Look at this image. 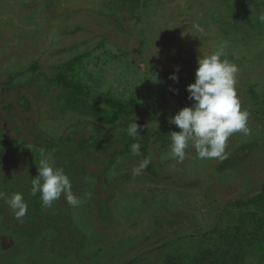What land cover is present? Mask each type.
<instances>
[{
  "label": "rangeland",
  "instance_id": "374dc122",
  "mask_svg": "<svg viewBox=\"0 0 264 264\" xmlns=\"http://www.w3.org/2000/svg\"><path fill=\"white\" fill-rule=\"evenodd\" d=\"M262 14L264 0H0V264H187L240 218L257 235L244 264H264V200L244 206L264 189ZM214 52L238 69L251 133L226 159L190 146L181 161L169 120ZM135 120L146 142L128 135ZM41 151L78 206L30 195Z\"/></svg>",
  "mask_w": 264,
  "mask_h": 264
},
{
  "label": "clouds",
  "instance_id": "9594fccd",
  "mask_svg": "<svg viewBox=\"0 0 264 264\" xmlns=\"http://www.w3.org/2000/svg\"><path fill=\"white\" fill-rule=\"evenodd\" d=\"M264 22V14L259 17ZM222 52L203 55L198 58V68L195 73V83L188 85V99L192 101L191 107L181 109L169 123L176 125L181 131L171 132L170 155L183 160L186 149L194 146L200 159L220 158L226 159V144L234 133L249 135V113L242 110L241 103L235 90V77L238 71L234 64L222 59ZM179 67L169 77L178 82ZM128 135L135 137L139 133L136 120L126 129ZM140 145H131L133 155H139ZM41 160L38 167V176L32 178L31 196L38 193L44 208L52 207L54 201L63 194L68 204L78 206L81 201L73 194L69 177L62 168L50 165L48 156L41 151ZM150 161L143 160L134 168L133 175H139ZM4 194L0 193V197ZM90 197V194H87ZM7 205L19 220L28 210L21 193H14L6 200Z\"/></svg>",
  "mask_w": 264,
  "mask_h": 264
},
{
  "label": "trees",
  "instance_id": "16d2710c",
  "mask_svg": "<svg viewBox=\"0 0 264 264\" xmlns=\"http://www.w3.org/2000/svg\"><path fill=\"white\" fill-rule=\"evenodd\" d=\"M132 122L134 121H127L124 127L127 129ZM136 123L139 125L138 134H144L146 142L148 138L147 126L141 122ZM263 200L264 189L258 197L245 203L244 206L257 205ZM256 238L257 235L246 226L244 219L240 218L233 226L220 231L214 238L210 237L212 241L210 245L207 248H202L199 255L187 264H244L255 245ZM171 264L176 263L171 262Z\"/></svg>",
  "mask_w": 264,
  "mask_h": 264
}]
</instances>
